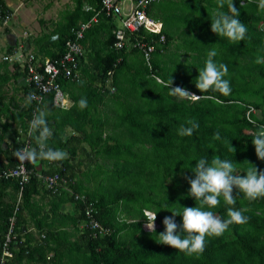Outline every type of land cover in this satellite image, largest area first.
I'll list each match as a JSON object with an SVG mask.
<instances>
[{
	"label": "trees",
	"instance_id": "obj_1",
	"mask_svg": "<svg viewBox=\"0 0 264 264\" xmlns=\"http://www.w3.org/2000/svg\"><path fill=\"white\" fill-rule=\"evenodd\" d=\"M84 1L76 0L71 24L57 31L59 49L50 53V58H60L67 41L77 39L73 28L94 16V12L83 11ZM244 1L233 0L240 13L236 18L247 27L245 40L236 43L211 31L216 0H162L148 7L162 21V33L166 36L165 43L159 42L158 34L147 37L156 45L152 69L137 47H125L119 53L113 49L116 40L113 17L104 14L92 23L78 39L85 50L80 58L84 76L79 81L60 79L75 101L73 110L62 114L63 122H70L66 116L74 111L77 112L74 118L83 117L77 130L85 134L93 148L92 156L82 157L90 167L85 174L72 172L70 160L75 161L77 156V150L75 153L72 149L59 166L45 173L32 171L30 181L23 187L17 213L18 239L11 244L15 255L6 264H264V198L249 202L243 193L237 195L236 189L235 205L226 204L220 197L217 206L206 210L226 220L230 207L247 209L246 224L230 225L218 238L206 237L205 249L198 255L186 256L158 243L159 233L165 231L163 220L172 215L171 211L199 206V201L189 196L190 184L185 179H195L192 169L199 159H207L209 163L216 157L229 160L241 175L255 166L264 171V161L257 158L252 144L255 132L264 125V63H256L257 58L264 59V11L258 10V0ZM0 2L5 5L4 0ZM100 3L97 0L96 7ZM220 10L228 12L227 2ZM213 49L218 53L214 61L228 67L225 79L230 82L229 95L203 94L195 86L207 53ZM171 82L173 88L184 87L195 95L214 99L170 96ZM34 90L33 84H28L26 96ZM81 98L87 100L83 110L78 107ZM47 99L53 105L52 94L46 96L39 108L31 101L22 125L25 133H29L34 112L41 110ZM251 106L257 112L250 113V120L247 114ZM188 120L196 121L199 128L191 137H181L177 130L181 125L187 126ZM52 129L51 133L54 131L58 136L63 127L57 125ZM216 132L220 133L219 140L213 138ZM37 136L38 133H32L27 138L30 147H37ZM27 139L16 142L13 152L21 149ZM51 142L47 141V145L56 148ZM17 163L14 157L10 165L15 167ZM28 167L33 170L34 164L29 162ZM5 169L8 167L0 165V173ZM55 173L63 178L60 184L87 196L101 228L89 225L83 201L62 187L54 192L46 185L43 177ZM46 186L50 194L76 203V214L68 215L66 223L60 222L73 226L75 232L57 229L58 223L49 228L39 227V238L23 234L24 210L31 209L32 195ZM20 189L17 179L0 177V255ZM145 210L157 215L158 227L153 231L144 229ZM175 219L182 223L181 216Z\"/></svg>",
	"mask_w": 264,
	"mask_h": 264
},
{
	"label": "clouds",
	"instance_id": "obj_2",
	"mask_svg": "<svg viewBox=\"0 0 264 264\" xmlns=\"http://www.w3.org/2000/svg\"><path fill=\"white\" fill-rule=\"evenodd\" d=\"M216 2L217 9L213 13L211 31L219 37L227 38L232 43L244 41L247 27L236 18L240 13L234 6L233 0H216ZM225 2L228 5V12L220 10L223 9ZM258 10L264 11V0H258ZM217 54L215 49L207 53L205 66L199 70L195 86L203 94L219 92L229 95L231 93L230 82L225 79L228 75V67L226 64H217L214 61ZM256 63H264V59L257 58ZM168 87V94L178 99H214L213 96L195 95L184 87L173 88L172 82ZM33 99L35 97L30 95L28 102L30 103ZM78 107L81 110L87 107L86 98L79 100ZM249 119L251 120V118ZM186 124L187 126L181 125L177 130V134L181 137H191L194 131L199 128V124L194 120H188ZM32 133H38L37 147H25L13 153L21 165L25 162L35 163L39 160L58 162L67 157V153L63 150L53 149L47 145L51 130L47 124L46 113L42 110H38L29 123V134ZM213 138L219 140L220 133L216 132ZM252 144L255 147L257 158L264 161V125H261L255 132ZM192 172L195 179L185 177L190 184L188 194L195 201H199V206L182 207V212L171 211L172 215L166 216L163 220L165 231L158 235V243L177 249L178 252H183L186 256L203 253L206 237L218 238L229 229L230 225H244L248 222L249 217L244 215L247 209L238 210L230 207L226 220L221 219L211 210H206L217 206L220 197H223L224 202L228 205H235L237 195L240 193H243V198L249 202L264 198V171H260L256 166L247 169L246 175H241L237 173L234 164L229 160L216 157L209 163L207 159L201 158ZM234 189L237 190L236 196L233 195ZM177 216L182 217V223L176 222L175 217ZM156 219L157 215L147 217V229L155 230Z\"/></svg>",
	"mask_w": 264,
	"mask_h": 264
},
{
	"label": "crops",
	"instance_id": "obj_3",
	"mask_svg": "<svg viewBox=\"0 0 264 264\" xmlns=\"http://www.w3.org/2000/svg\"><path fill=\"white\" fill-rule=\"evenodd\" d=\"M66 1L67 0L30 1L36 2L39 10L42 9V11L48 13V15L39 13L38 15L33 16L32 21H30L31 23L33 22L37 25L36 29L37 31H40L38 36L41 35L40 33H44V29L46 30V37L45 35L42 37L44 40L50 38V40L46 43L48 49H44L45 45H42L40 52H34L32 50L33 47L31 43V34L26 31L24 32V30L23 32H20L22 33L20 35L28 37V40L27 42H25L24 40L20 42L15 30L13 31V29L11 28V26L14 24V21L12 20L8 24H6L5 27H2L0 29V35L2 33L6 35V38L4 40H2L1 38L3 42L0 40V121L2 122L0 123V165H3L5 167L12 168L10 164L14 160L13 149L16 142L27 139L29 137L28 133H25V131H23L22 125L25 123L26 116L28 115L27 109L31 102H28V96H26V89L28 84L26 82L27 74L24 66L19 62L14 65L12 61L5 60L4 56H11L18 52L24 51L25 53L35 54L37 57H39L40 60L41 58L45 57L50 58V53L59 49L57 44L59 40V34L57 33V31L60 29H64L60 28L61 26L65 27L70 25L74 18L73 10L76 6V0H72L74 3L73 5L66 4L65 7L60 8L63 3H66ZM161 2L162 0L159 1V3ZM4 3L9 9H11L14 16L15 10L10 5L11 3L9 4V2L6 0H4ZM157 4L158 3L154 4L153 6ZM96 5L97 0H85L83 4V11L85 10L88 12H94V10L87 9V7H96ZM21 6H24L23 2H20L17 8ZM148 13L150 16L156 19V16L150 13L149 10ZM49 22L51 24H49ZM82 22L84 21H80L77 27L73 28L72 31L73 33H75V35L76 30L80 27V23ZM3 25L5 24L0 23V26ZM23 25L25 26L26 23L24 22ZM49 26H51V29L49 28ZM2 43H4L5 46H3ZM151 75H153V73ZM156 77L158 76L156 75ZM83 89L85 90V88ZM66 91L69 97L68 107L62 109L57 108V106L53 102V105L55 106L54 107L51 104L50 100L47 99L41 110L46 113L47 124L51 126V128H49L51 131L54 130L52 129L53 126L60 125L63 127L60 135L57 136L56 132L54 133L53 131L47 141L49 142L52 140V142L49 144H56V148L54 149H60L67 153L66 158L71 155L72 149L75 150V153L77 150V156L76 158H74L75 161L70 160V163L73 165L72 172L81 175L85 174L83 172L90 167L87 162L84 163L82 161V157L86 158L88 156H92L93 152L91 150L93 148L91 147L89 140L85 136V134H83L81 130H77V125L80 123L79 121L82 120L83 117L81 119L74 118L76 116L75 113H77L76 111H74L73 115L66 116V118L68 120L71 119V121H68L67 123L63 122L65 121V119H62V114L71 112L73 110L72 107L75 103L72 92L70 90ZM73 118L74 120H72ZM15 138L17 140H14ZM70 159H72V157H70ZM61 163L63 162H49L47 160H39L33 163V171L36 173H45L49 171L51 167H57ZM7 191H11V189H8ZM54 192H56V190H54ZM9 194L12 195L13 192ZM61 199L65 200L61 201ZM5 200L7 201L8 197ZM75 206L76 203L74 201L66 200V198H61L59 196H54L53 194L49 193L47 186L44 187L40 190L39 193L32 195L31 209L24 210L22 218L24 221V225L22 227L23 234L27 233V236L33 235L39 238V235L41 233V229L39 227L49 228L53 224L57 225L58 223L59 225H57V229L67 231L73 230L75 232L73 226L67 227L65 225H61V223H66L68 221V215L73 216L76 214ZM12 251L15 254L14 250Z\"/></svg>",
	"mask_w": 264,
	"mask_h": 264
},
{
	"label": "built area",
	"instance_id": "obj_4",
	"mask_svg": "<svg viewBox=\"0 0 264 264\" xmlns=\"http://www.w3.org/2000/svg\"><path fill=\"white\" fill-rule=\"evenodd\" d=\"M159 1L161 0H131V5L128 6L124 5V0H102L101 11L106 13L108 16L122 18L125 27L129 30L138 31L145 28L150 33L158 34V40L165 43L166 36L162 33L161 20L152 18L148 14V7ZM243 2L245 1L243 0ZM6 8L8 9L6 5H3L0 2V20H2L3 24H8L13 17V12L9 9L7 10ZM87 9H91V7H87ZM98 17L99 13H96L89 21L80 23V27L76 30L75 35L77 36V39L75 38L67 41L66 51L60 58L52 59L45 57L40 60L35 54L25 53L24 51V53L22 51L18 52L19 54L17 53L18 56L16 58L13 57L14 55L4 56L5 60L19 62L24 66L27 74L26 82L27 84H33L35 88L30 95L35 97L33 101L38 104V108L43 103L46 96L50 94H52L53 102L57 107H68V93H66L60 79L66 78L73 81L81 80L80 78L82 77V72L80 68V58L84 54L85 50L79 43L78 39L84 36V32L91 27L93 22L98 21ZM116 36L118 40L115 45L117 48H122L125 41V32L123 30H118L116 31ZM138 45L143 49L147 60H149L154 47L147 46L142 42H138ZM39 66H42L43 68L39 70ZM256 111L257 110L251 106L247 114L248 117L250 118V113H256ZM34 113L36 114V111ZM25 147H30L29 140L22 148ZM28 164L29 162H25L21 165L18 161L15 167L5 169L0 173L1 178L17 179L19 185L21 186L14 213L9 219L8 231L1 245L0 264H5L14 256L11 244L15 239H18L16 233L17 213L19 211V205L22 201L23 187L30 181L31 173L33 171L29 169ZM62 179L61 175L56 173L53 175H47L45 177V182L50 189L55 190L59 186ZM75 198L86 204L85 215L87 220L89 219V225L92 228H101L100 222L94 217V207L88 201L87 196L76 194Z\"/></svg>",
	"mask_w": 264,
	"mask_h": 264
},
{
	"label": "rangeland",
	"instance_id": "obj_5",
	"mask_svg": "<svg viewBox=\"0 0 264 264\" xmlns=\"http://www.w3.org/2000/svg\"><path fill=\"white\" fill-rule=\"evenodd\" d=\"M6 1H8L9 4L11 3L10 5L15 10V15L11 19L12 21H14V24L11 26V28L13 29V31L15 30L16 34L18 35V38H19L20 42L22 40L27 42V40H28V37H25L24 35H20V34H22L20 32L21 31L23 32V30H24V32L26 31L29 34H31V39H32L31 43H32V47H33L32 50L34 52H40L42 45H45L44 49H48L46 43L50 40V38L44 40L43 37H42L44 35L46 37V35H47L46 34V30L44 29V33H40L41 35L38 36L40 31H37V29H36L37 25L34 24L33 22L32 23L30 22V21H32L33 16H36L39 13L44 14V15H48V13L42 11V9L39 10L38 7H37L38 5L36 4V2H30L31 0L30 1H27V0H6ZM20 2H23L24 6H21V7L17 8V6H18V4ZM66 4L73 5L74 3H73L72 0H67L66 3L65 4L63 3L60 8L65 7ZM24 22L26 23L25 26L23 25ZM49 24H51V23L49 22ZM119 24H120V22H119ZM5 26H6V24L3 25V26H0V29L2 27H5ZM49 28L51 29V26H49ZM1 38H2V40H4L6 38V35L4 33H2L0 35V40H1ZM1 41H0V43H1ZM2 45L5 46L4 43H2ZM18 54L17 53L13 54L14 55L13 57L16 58L18 56ZM156 226L157 225L155 224V227ZM144 229H147V227L145 226Z\"/></svg>",
	"mask_w": 264,
	"mask_h": 264
},
{
	"label": "bare ground",
	"instance_id": "obj_6",
	"mask_svg": "<svg viewBox=\"0 0 264 264\" xmlns=\"http://www.w3.org/2000/svg\"><path fill=\"white\" fill-rule=\"evenodd\" d=\"M124 5H131V0H124ZM101 7H102V0H101V3H100V6L99 7H91L92 10H94L95 14L96 13H99V17L98 19L106 14L104 12L101 11ZM149 14V13H148ZM107 15V14H106ZM108 16V15H107ZM150 16V15H149ZM110 17H113L114 18V22H115V27L113 28V33L115 34V37H116V40L113 44V49H115L118 53L120 51H123L125 49V47H137L138 49L142 50V54H143V57L147 63V65L150 67V69H152V62H151V59H152V56L153 54L155 53L156 51V45H155V41H150V40H147V37L149 35H151L150 32H148L145 28H142L138 31H132V30H129L127 27H125L124 25V22L122 20V18L120 17H114V16H110ZM152 17V16H150ZM154 18V17H152ZM120 22V24H119ZM118 30H123L125 32V41H124V46L122 48H117L116 47V42H117V36H116V31ZM138 42H142V43H145L147 46H153L154 49H152V53H151V57L149 60H147L146 56H145V52L143 51V49L138 45ZM160 42V41H159ZM161 43V42H160ZM129 49V48H128ZM158 81H161L162 82V79L160 77H156ZM56 174V173H55ZM42 177V176H41ZM46 177V176H45ZM45 177H43L44 179V182H45ZM46 183V182H45ZM58 187H62L63 189L69 191L71 194H73L74 196L76 195V193H74V191L72 189H70L68 186L66 187L65 185H62V184H59ZM56 190V189H55ZM152 211H148V210H145V214L146 216H150ZM153 215H156L155 212H152ZM146 223L147 221L144 223V228L146 226ZM155 224L157 225L156 227H158V223L157 221H155ZM155 227V228H156ZM148 230V229H146Z\"/></svg>",
	"mask_w": 264,
	"mask_h": 264
}]
</instances>
